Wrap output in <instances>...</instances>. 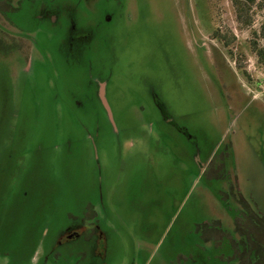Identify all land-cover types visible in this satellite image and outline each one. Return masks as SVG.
I'll return each instance as SVG.
<instances>
[{"label": "rangeland", "instance_id": "obj_1", "mask_svg": "<svg viewBox=\"0 0 264 264\" xmlns=\"http://www.w3.org/2000/svg\"><path fill=\"white\" fill-rule=\"evenodd\" d=\"M5 14L0 264H264V0Z\"/></svg>", "mask_w": 264, "mask_h": 264}, {"label": "flooded vegetation", "instance_id": "obj_2", "mask_svg": "<svg viewBox=\"0 0 264 264\" xmlns=\"http://www.w3.org/2000/svg\"><path fill=\"white\" fill-rule=\"evenodd\" d=\"M20 2H22V0H0V39L1 40H7L11 42H18L21 40V35H18V33H10L8 31H5V29L3 30V28L6 27H11L15 30L19 29V27L14 22H12L5 13L6 10L11 12L17 10L20 7ZM75 38L79 39V35H76L74 39ZM97 84H98L96 91L97 98L100 100L99 89L101 85H103L104 97L106 99V95H105L106 83L104 81H99ZM160 109L162 108L160 107ZM78 236L79 237L82 236L85 243L92 241L94 244V256L98 257L99 260L101 261L104 260L108 245L107 239L104 236V234L99 231V229L94 231V229L91 226L82 227L81 229H76L69 226L66 229H64V231L59 235V237L56 240V243L57 245L61 243H66L68 241L77 238Z\"/></svg>", "mask_w": 264, "mask_h": 264}, {"label": "water", "instance_id": "obj_3", "mask_svg": "<svg viewBox=\"0 0 264 264\" xmlns=\"http://www.w3.org/2000/svg\"><path fill=\"white\" fill-rule=\"evenodd\" d=\"M99 97H100V100H101V103L102 105L104 106V108L106 109L109 117L111 116L110 114V111H109V108H108V104H107V101L104 97V89H103V85H101L100 89H99Z\"/></svg>", "mask_w": 264, "mask_h": 264}, {"label": "trees", "instance_id": "obj_4", "mask_svg": "<svg viewBox=\"0 0 264 264\" xmlns=\"http://www.w3.org/2000/svg\"><path fill=\"white\" fill-rule=\"evenodd\" d=\"M261 32H262V34H263V36H264V23H263V25H262V27H261Z\"/></svg>", "mask_w": 264, "mask_h": 264}]
</instances>
